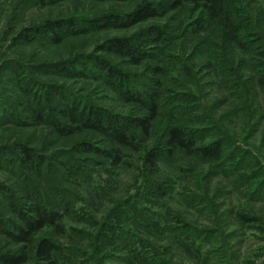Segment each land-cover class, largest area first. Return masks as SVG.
Masks as SVG:
<instances>
[{
    "label": "rangeland",
    "instance_id": "374dc122",
    "mask_svg": "<svg viewBox=\"0 0 264 264\" xmlns=\"http://www.w3.org/2000/svg\"><path fill=\"white\" fill-rule=\"evenodd\" d=\"M144 1L166 0H0V217L14 224L10 203L22 205L30 198L24 183L34 181L44 193L51 180L56 196L67 203L61 211L65 231L57 236L47 230L58 239L56 264H140L133 255L142 258L141 264H264V92L253 90V120L260 122L252 132L244 117L234 109L229 112L231 85L221 82L224 59L235 75L243 66L239 60L250 56L237 46H222L218 26L188 4L135 25L104 26V16L120 17ZM235 2L255 17L254 27L259 25L264 35V0ZM100 18L101 28L88 25ZM47 20L76 24L56 40L54 34H36ZM154 25L164 30L162 40L151 38L144 44L140 33ZM127 36L144 50L140 57L98 47ZM100 61L128 72L139 89L157 90L154 82L161 79L157 92L166 110L194 116L197 126L217 124L237 133L243 148L260 157L261 169L241 151L237 154L245 165L236 168L227 162L215 168L181 152L147 168L145 153L160 142L161 120L154 122L150 135L136 129L135 146L121 147L116 164L77 149L80 139L91 140L96 148L107 143L66 117L68 99L118 115L140 114L97 70ZM244 66L241 72L248 70ZM156 67L161 76L150 72ZM58 91L63 92L60 98ZM35 109L40 117L30 112ZM202 112L204 117H196ZM25 145L44 159L41 176H28L18 166ZM73 165L81 166L79 176L67 172ZM253 171L255 177L238 181L242 173ZM12 244L1 233L0 255L13 249ZM25 264L42 263L31 258Z\"/></svg>",
    "mask_w": 264,
    "mask_h": 264
},
{
    "label": "trees",
    "instance_id": "16d2710c",
    "mask_svg": "<svg viewBox=\"0 0 264 264\" xmlns=\"http://www.w3.org/2000/svg\"><path fill=\"white\" fill-rule=\"evenodd\" d=\"M184 4L190 5L194 11L203 12V14L207 15L208 21L212 22L214 26H218V38L222 46L227 44L237 46L247 51L250 56L239 60V63H243L241 67H245L244 65L248 64V70L241 72V67L237 68L235 75V69L227 65L226 59H224L223 71L226 75L221 78V82L224 85H231L230 95L233 108L229 112L234 109L233 113L238 112L237 116H242L246 119L244 123L248 126V129L252 130V132L256 131L260 121L258 118L253 120V117L257 116L255 114L256 108L254 107L256 95H253V92H255L253 90L259 88L264 92V35L259 25L254 27L253 20L255 21L256 19L251 17L246 7L239 2H235V0L144 1L137 8L120 15V17L110 14L102 19L104 20V26L135 25L155 19L157 16L176 10ZM261 15L264 16L263 12ZM100 19L97 22L90 21L88 25L92 28L94 26L95 29L101 28L99 23H101L102 19ZM75 24L76 22L70 23L63 20H47L42 27L37 28L36 34L46 33L50 36L54 34L57 40L61 32L69 33L70 29L75 27ZM163 33V29L154 25L142 31L139 39L144 44L146 40L150 41L151 38L155 42H160ZM98 47L123 56H130L133 59H136L134 58L135 56L140 57V52L144 53V50L140 51L138 45L134 46V40L129 36L107 39L104 44ZM136 61L137 63L139 62L138 60ZM95 67L108 78L109 82L117 90L121 91L126 100L133 102L138 107L140 114L118 115L101 106L89 103L84 104L82 101V103H73L75 100L68 99V101L72 102H68L66 106L64 112L66 117L79 128L98 134L107 143L105 148H96L91 140L80 139L75 145L80 151L112 158L114 164H116L120 162V155L117 152L121 147L132 148V146H135L134 131L136 129H140L144 135H150L154 122L161 120L163 125L160 142L145 153L143 163L147 168H156L160 159L166 155L173 156L176 152L183 153L185 157L208 161L215 168H221L223 162H227L228 166L231 165L236 168L237 166L245 165L244 159L237 154L241 151L250 154L252 162L258 169H261L260 157L250 152L247 148H243L237 133L231 134L228 129L217 124H213L211 127L197 126L194 116L181 117L179 116V111L166 110L157 92L163 84L161 79L154 82L157 90L150 86L139 89L131 84V75L128 72L118 70L105 61L96 62ZM150 72L161 76L159 67ZM62 93L58 91L56 96L60 98ZM41 106L43 107L44 105ZM30 112L35 118L41 116L38 109ZM203 114V112L199 113V116L196 117L202 118L204 117ZM259 116L261 115L259 114ZM60 131L63 130L60 129ZM233 134L236 136L234 137ZM20 151L22 157L18 161V166L21 170L24 171L23 168H25L30 173L27 174L28 176H41L44 169L43 166H45L44 159L37 152L35 154L26 145L22 146ZM66 170L71 177L79 176L82 171L81 166L78 165L77 167L74 165L69 166ZM219 171L227 172L224 169ZM247 175L255 177V171L248 174L242 173L241 176L243 177L238 181L246 180ZM27 182L24 183V191L30 198L25 199V204L10 203L11 198L8 195L9 203L12 205V210L16 217L15 223L7 225L5 220L0 217V234L4 233L10 242L13 243V249L0 255V263L25 264L33 258L38 263L56 264V254L60 252L59 244L56 241L58 239H53L52 235L47 233V230H51L57 236H60L65 231L61 223L63 218L61 211L66 208L63 206H67V203L61 195L56 196L59 193L55 194L56 187L51 180L48 181L49 184L46 185L47 189L44 193L40 192L34 181ZM246 219L249 220L248 217ZM131 259L133 262L142 263V258L138 255H133Z\"/></svg>",
    "mask_w": 264,
    "mask_h": 264
}]
</instances>
